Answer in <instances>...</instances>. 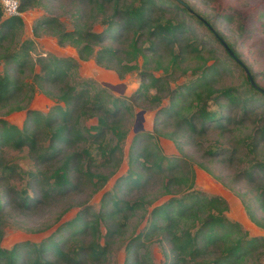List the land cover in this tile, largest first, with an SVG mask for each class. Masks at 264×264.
<instances>
[{"label":"trees","instance_id":"trees-1","mask_svg":"<svg viewBox=\"0 0 264 264\" xmlns=\"http://www.w3.org/2000/svg\"><path fill=\"white\" fill-rule=\"evenodd\" d=\"M17 1L22 13L45 12L24 37L25 19L0 5V264H155L153 244L161 264H264V236L231 220L224 197L196 187L199 169L264 229V92L221 43L264 89L240 50L249 37L242 12L225 0ZM43 35L75 55L34 57ZM91 57L119 79L136 70L138 87L114 95L81 78ZM37 94L53 101L46 112L32 107ZM140 110L153 112L151 129H134L125 152ZM9 151L25 152L30 168ZM7 224L48 235L5 248Z\"/></svg>","mask_w":264,"mask_h":264},{"label":"rangeland","instance_id":"rangeland-1","mask_svg":"<svg viewBox=\"0 0 264 264\" xmlns=\"http://www.w3.org/2000/svg\"><path fill=\"white\" fill-rule=\"evenodd\" d=\"M225 6H228L231 9L239 10L242 12V18L246 28L248 29L249 37L243 40H239L240 50L243 53V57L252 65V68L255 71L262 72L263 77H259L258 80L261 85L264 86V0H225ZM223 4V5H224ZM45 10L43 9H35L29 11L25 17V35L24 37H30L32 35L31 32V24L35 19L42 16ZM62 22L66 25L67 29L73 28V23L71 21V17L68 13L62 15L60 17ZM29 35V36H28ZM50 37V38H49ZM40 40V41H38ZM38 40H35V49L32 51V55H74L75 49L71 46L66 45L62 48H55L54 42L55 38L51 36L43 35L38 37ZM34 56V57H35ZM138 63H141V59H138ZM77 74L84 79H90L95 82L96 87H106L105 84L112 85L114 88L109 89L110 92L114 95H124L129 96L131 93L138 87L139 78L137 75V71H132L126 74L122 79H119L116 74L112 71L104 70L98 66H96L93 62V57L89 58V60L82 62L77 70ZM124 86H121V85ZM50 101V100H49ZM35 106L40 108L41 110H45V112L49 109V106L53 104V101H50V105L46 108L44 99L35 100ZM139 112V111H138ZM137 114V113H136ZM136 114L134 115V123L136 121ZM11 114L7 116L9 121H17L19 120L18 115ZM143 128L151 129L153 112L145 111L144 115ZM134 127L129 131L127 138L123 141L122 146L124 151L126 152L131 141L132 135L134 133ZM160 145L166 153L174 152L173 146L170 141L166 139L160 140ZM9 155L11 159L24 170H28L30 168L29 159L26 156L25 152L16 153L14 151H9ZM126 165H124L121 169V172H124ZM113 183V180L107 184L106 189L110 188ZM196 187L201 189L202 191L208 194H217L224 197L229 204V210L227 212V216L234 221H237L241 224L242 228L248 231L250 236H264V229L257 226L254 222H252L239 199L234 196L231 192L225 189L220 183L212 179L207 173L202 170L196 169ZM101 193L96 194L91 200L92 206L97 209L99 206V198ZM76 210L70 211L65 218H71L74 216ZM48 235V232H44L41 234H29L24 232L21 229L15 228L11 224H7L4 227V235L1 241V246L5 248L11 247L13 244L22 241V240H31V241H39L43 237ZM149 252L155 262V264H161V256H160V248L157 244H153L150 246ZM114 258L118 261L122 259V253L116 252L114 254ZM113 257L111 258L110 264H112ZM240 264H255L250 262L249 260H244Z\"/></svg>","mask_w":264,"mask_h":264},{"label":"water","instance_id":"water-1","mask_svg":"<svg viewBox=\"0 0 264 264\" xmlns=\"http://www.w3.org/2000/svg\"><path fill=\"white\" fill-rule=\"evenodd\" d=\"M221 43H222V45L224 46V48H225V50L228 52V54L232 57V58H234L238 63H240L241 64V66H242V68L244 69V71H245V73H246V75L248 76V78H249V81L251 82V84L255 87V88H257L258 90H260V91H262V92H264V89H261V88H259L256 84H255V82H254V80H253V77H252V75H251V73H250V71L246 68V66L234 55V53L232 52V50L226 45V43L224 42V41H222L221 40ZM144 113H145V111L144 110H140L139 112H137V114H136V121H135V130L136 131H139V130H142L143 129V122H144V117H143V115H144Z\"/></svg>","mask_w":264,"mask_h":264},{"label":"built area","instance_id":"built-area-1","mask_svg":"<svg viewBox=\"0 0 264 264\" xmlns=\"http://www.w3.org/2000/svg\"><path fill=\"white\" fill-rule=\"evenodd\" d=\"M0 5L2 12L6 17L22 15V12L19 10V3L17 0H0Z\"/></svg>","mask_w":264,"mask_h":264},{"label":"crops","instance_id":"crops-1","mask_svg":"<svg viewBox=\"0 0 264 264\" xmlns=\"http://www.w3.org/2000/svg\"><path fill=\"white\" fill-rule=\"evenodd\" d=\"M29 13V12H28ZM26 14L27 13H22V17L25 19V17H26ZM31 27H32V24H31ZM29 36V35H28ZM32 36V35H31ZM30 36V37H31ZM50 38V37H49ZM37 40H38V38H37ZM38 41H40V40H38ZM55 48H62V47H59V46H57V44H56V42H54V45H53ZM75 55V54H74ZM35 56V55H34ZM58 56V55H57ZM61 56H66V55H61ZM73 56V55H72ZM37 99H44L45 100V106H46V108L50 105V101L47 99V98H45L42 94H37L36 96H35V100H37ZM34 102L35 101H33V104H32V107H34L35 106V104H34ZM50 107V106H49ZM15 115H18V117H19V121H20V119L22 118V115L19 113V114H15ZM14 115V116H15Z\"/></svg>","mask_w":264,"mask_h":264}]
</instances>
